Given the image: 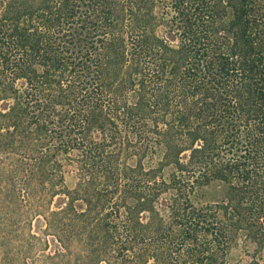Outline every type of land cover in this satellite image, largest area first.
I'll use <instances>...</instances> for the list:
<instances>
[{"label": "trees", "instance_id": "obj_1", "mask_svg": "<svg viewBox=\"0 0 264 264\" xmlns=\"http://www.w3.org/2000/svg\"><path fill=\"white\" fill-rule=\"evenodd\" d=\"M0 167L63 196L48 264H234L239 242L264 248V6L0 0ZM213 182L221 199L195 205Z\"/></svg>", "mask_w": 264, "mask_h": 264}, {"label": "rangeland", "instance_id": "obj_2", "mask_svg": "<svg viewBox=\"0 0 264 264\" xmlns=\"http://www.w3.org/2000/svg\"><path fill=\"white\" fill-rule=\"evenodd\" d=\"M258 3L264 6V0H258ZM63 184L68 190L75 187L73 168L65 167ZM40 188L43 187H37L35 183L30 187L23 185L20 177L11 186L0 176V264H48V257L59 249L55 237L47 230L45 219L50 211L63 206V196H45L43 199L41 194L44 192ZM36 190L38 194H33ZM222 195L223 187L213 182L197 188L192 201L197 206H206L219 201ZM229 259L234 264H261L264 248L239 242L231 249Z\"/></svg>", "mask_w": 264, "mask_h": 264}]
</instances>
